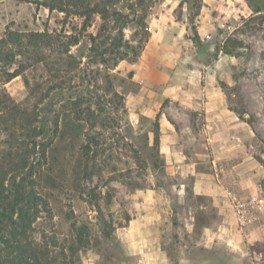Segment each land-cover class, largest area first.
Here are the masks:
<instances>
[{
  "label": "rangeland",
  "instance_id": "obj_1",
  "mask_svg": "<svg viewBox=\"0 0 264 264\" xmlns=\"http://www.w3.org/2000/svg\"><path fill=\"white\" fill-rule=\"evenodd\" d=\"M132 1L117 3L118 19L96 13L88 21L25 0H0V40L9 31L24 36L47 31L53 43L40 42L44 46L37 54L18 56L7 67L21 71L3 85L18 108L0 112V164L12 145L44 124L36 141L50 146L47 158L36 153L29 161L49 210L38 217L32 238L48 245L53 264H84L90 253L100 255L102 264L130 261L116 233L137 208L140 190L155 189L162 206L181 215L201 204L190 190L191 174L167 172L163 133H176L204 173L215 172L212 160L219 154L223 175L243 195L252 191L244 189L232 167L245 153L253 155L254 192L264 199V0H195V5L183 0L179 5L187 6L188 24L169 31L164 46L154 51V74L146 79L137 63L151 35L150 16L167 0H145L130 8ZM125 15L132 19L123 29L128 43L113 39ZM94 36L97 42L107 38L109 52H96ZM75 37L80 41L71 46L73 56L62 53ZM118 44L122 59L111 52ZM5 65L0 60V67ZM148 85L155 95L145 91ZM195 88L203 94H193ZM194 99L204 106L191 108ZM221 102L233 119L215 114L208 128L205 109L215 111ZM161 118L171 131H163ZM166 139V146H173ZM88 142L89 156L84 153ZM73 225L89 227L86 247L78 246Z\"/></svg>",
  "mask_w": 264,
  "mask_h": 264
},
{
  "label": "crops",
  "instance_id": "obj_2",
  "mask_svg": "<svg viewBox=\"0 0 264 264\" xmlns=\"http://www.w3.org/2000/svg\"><path fill=\"white\" fill-rule=\"evenodd\" d=\"M182 1L167 0L150 16L151 35L137 63L144 79L153 76L157 61L154 51L164 46L165 39L170 37L167 35L169 31L188 24L189 11L187 6L179 5ZM145 91L149 95L157 93L149 85ZM192 93L198 96L203 94L199 88ZM202 104L204 102L195 99L189 103L195 109L204 106ZM205 105H208L207 102ZM216 105L215 111H211L214 108L210 107L205 109L208 128L213 125L210 120L216 119L215 114L223 121L233 119L224 102ZM161 120L165 126L163 131H171L167 121ZM166 138L174 142L173 146H166ZM162 140L165 146L161 153L167 163V172L184 176L191 174L190 190L202 202L190 206L189 214L181 215L175 213L174 208L162 206L155 189L140 190L137 194L142 197L136 204L137 208L116 233L124 255L130 260L122 264H264V199H258L254 192L258 188L254 156L245 153L243 159L232 167L244 189L252 191V195L247 192V199H243V193L223 175L225 167L218 160L219 154L214 155L212 160L215 172L204 173L199 169L200 162L181 145L176 133H170L169 137L163 133ZM179 192L184 193V189ZM239 200L243 205L249 201L258 213L252 215L248 209L247 214L246 210L241 211L237 205ZM240 212L245 213L244 220ZM100 258L96 253L87 254L84 264H102Z\"/></svg>",
  "mask_w": 264,
  "mask_h": 264
},
{
  "label": "trees",
  "instance_id": "obj_3",
  "mask_svg": "<svg viewBox=\"0 0 264 264\" xmlns=\"http://www.w3.org/2000/svg\"><path fill=\"white\" fill-rule=\"evenodd\" d=\"M32 2L38 6H44L52 11H59L69 14H76L84 16L86 20H90L94 14L100 13L103 19L109 16L121 15L116 5L124 0H25ZM95 3H92V2ZM131 1V0H130ZM145 0H133L130 8H134L135 4L144 3ZM196 1L194 0V5ZM113 8L112 14H109V9ZM132 20L125 15V21L119 28L118 35L114 40L124 41L125 39L124 27ZM141 23L145 24V17H141ZM7 37L0 40V60L4 62L5 66L0 67V112L3 114L10 113L17 110V104L11 99L9 94L3 88L7 82L14 77L21 74L19 69L8 71L7 67L12 66L18 56H32L39 52L40 42H45L46 47H53V43L48 38L50 33L31 32L28 36H24L17 31H9ZM28 37V42L25 38ZM59 38V36H57ZM97 37L94 36L93 43L95 48L100 53L109 52L107 46V38H103L101 42H97ZM108 38H111L108 35ZM79 38L75 37L65 45L62 53L73 56L70 53L71 46L78 44ZM14 44L15 47L11 46ZM29 46L33 49H30ZM121 45H116V49L111 52H117L119 58H124V54L118 49ZM229 52V51H226ZM52 104L49 101L44 104L48 108ZM19 111V110H18ZM241 118L242 114H241ZM252 124V122L249 121ZM39 128V130H37ZM34 127L32 132L28 131L26 138L19 141L12 149L4 154V164H0V264H53L54 259L51 258V251L47 244L37 242L32 238L35 223L42 213V211L49 210L47 199L42 195L38 189V171H36L29 159L33 154H40L41 158H47V151L50 146L38 143L36 138L44 130V124L39 127ZM94 142L95 138L90 137ZM13 140V139H12ZM12 142V141H11ZM90 142V140H89ZM89 142L85 146V155L89 156L90 146ZM89 149V150H88ZM31 164V166H30ZM25 173V174H24ZM130 185V183H129ZM244 196V197H243ZM242 198L245 199L246 195ZM247 199V198H246ZM249 202V201H248ZM243 205L237 201V205L241 211L248 212L252 215L258 213L255 206L248 203ZM246 218L244 212H240ZM247 214V213H246ZM246 220V219H245ZM76 232L75 240L79 247H86L89 244V227L87 225L76 226L73 225ZM106 238H113L111 233H104ZM72 249L75 248L72 246ZM77 249V248H76Z\"/></svg>",
  "mask_w": 264,
  "mask_h": 264
}]
</instances>
